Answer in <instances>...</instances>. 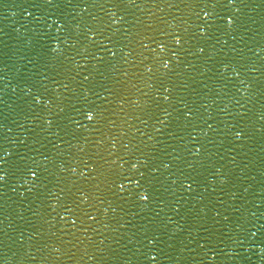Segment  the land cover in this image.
I'll use <instances>...</instances> for the list:
<instances>
[{"label":"snow or ice","instance_id":"obj_1","mask_svg":"<svg viewBox=\"0 0 264 264\" xmlns=\"http://www.w3.org/2000/svg\"><path fill=\"white\" fill-rule=\"evenodd\" d=\"M89 118H91V116Z\"/></svg>","mask_w":264,"mask_h":264}]
</instances>
